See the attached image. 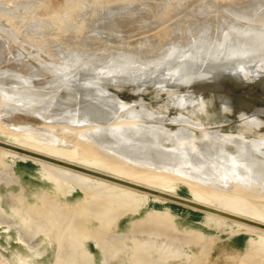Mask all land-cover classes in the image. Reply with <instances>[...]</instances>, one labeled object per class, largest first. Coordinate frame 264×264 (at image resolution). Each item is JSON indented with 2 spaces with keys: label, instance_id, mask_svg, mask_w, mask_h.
I'll return each mask as SVG.
<instances>
[{
  "label": "bare ground",
  "instance_id": "obj_1",
  "mask_svg": "<svg viewBox=\"0 0 264 264\" xmlns=\"http://www.w3.org/2000/svg\"><path fill=\"white\" fill-rule=\"evenodd\" d=\"M2 1L0 68H7L0 70V132L39 142L63 155L75 154L88 164L111 167L124 179L0 141V186L18 184L20 179L13 167L24 183L34 184L38 174L56 194L69 181L64 173L39 171L30 160L8 164L4 152L49 162L61 170L75 172L73 168H79L99 183L152 196L148 206L152 202L154 208L163 209L148 213L136 230L131 248L134 264L196 261L197 254L189 253L187 247L203 241L202 235L176 232L169 220L182 217L193 223L202 214L204 219L197 224L205 229V216H214L261 232L258 239L246 240L240 232L231 235L233 245L243 252L241 264L264 261L263 224L189 198L200 196L218 202L241 197L248 214L264 217V109L256 108L251 115L243 113L239 118V132L245 134L225 135L224 127L211 131L198 121L205 104L190 92L196 88L200 95L208 84L226 114L230 106L223 82L231 81L238 87L258 85L264 92V6L257 3L249 7L245 1L237 11L231 7L242 0H201L225 4L224 15L206 17L210 8L200 3L193 11L201 17L186 23L187 0H167L154 25L145 27L139 0H127L119 6V0H106L104 4L112 13L99 15L102 23L96 26L97 36H93L95 31L83 19L88 15L83 0H66L57 10L48 3L42 6V14L30 5L31 0ZM228 15L233 19L224 23ZM210 26L212 32L206 35ZM20 39L18 46L27 55H4V46ZM91 50L99 57L96 61ZM108 88L114 94L108 93ZM124 89H129L131 99H138L131 107L119 102L127 97ZM148 89L156 96H165L166 114L175 111L178 115L165 119L148 112L144 103ZM84 124L91 129L76 134L75 128ZM249 134L256 138L249 139ZM139 182L164 184L177 189L178 194L144 187ZM46 191H28L34 199L31 203L25 201L22 192L9 191L2 197L19 219L20 228L29 227L30 219L37 225L41 218L58 214L55 198H48ZM88 193L73 212L94 218L103 230H111L118 215L140 208L120 189L96 184ZM64 246L60 244L59 258L70 261ZM120 249L114 247V251ZM77 253L82 258L79 248Z\"/></svg>",
  "mask_w": 264,
  "mask_h": 264
},
{
  "label": "rangeland",
  "instance_id": "obj_2",
  "mask_svg": "<svg viewBox=\"0 0 264 264\" xmlns=\"http://www.w3.org/2000/svg\"><path fill=\"white\" fill-rule=\"evenodd\" d=\"M23 0H19V2H22ZM30 1V0H29ZM30 5H32L35 8H39L37 10L38 14H42V6L46 5L48 6V3H50L55 10L63 7L66 0H39L41 1V5L35 0ZM83 5L86 8V13L88 15L84 16V20L87 22V27L91 28L95 32L92 33L93 36H97V33L99 30L96 29V26L100 25L99 23H102L100 14L104 13L105 11H108L107 13H112L111 10H107L109 8L108 6H105L106 0H83ZM245 1H248V6L252 7L254 4H261L264 6V0H242L241 2L237 3L235 6L231 7L233 9H236L237 11H241L243 8V5ZM5 0L2 1L4 3ZM125 2H128L127 0H119V5H124ZM139 3H141L140 7L142 8V11L144 16L142 22V25L145 27H151L154 25V23L157 21L156 18L158 17V12L163 8L165 4H167V0H139ZM200 3H204L210 8V11L207 13L206 17H212L217 14H223L224 11L222 10L225 4H221L219 2L211 3L210 1L202 2L201 0H187V7L185 10L186 14V23H189L190 20L200 18L201 15H195L193 11V7H196ZM98 7H93V6ZM108 5V4H107ZM247 5V4H246ZM45 6V7H46ZM13 8H16L15 6ZM111 8V7H110ZM168 9L167 11H169ZM41 12V13H40ZM92 13V14H91ZM233 18L230 17V15L225 16L224 20H222L224 23H227L228 20H232ZM189 20V21H187ZM202 28V27H201ZM211 26L207 28V30L204 32L206 35L211 33ZM142 30V28H141ZM104 31H101L103 33ZM136 32V30H135ZM105 33L110 34L108 31ZM111 35V34H110ZM112 36V35H111ZM137 36V35H136ZM138 37V36H137ZM170 39H166L165 42H169ZM22 41L21 39L17 41L16 44L10 43L9 48L7 46H4V55H16L18 53H21L23 56L27 55V52L24 49H21L20 46H18ZM7 47V48H6ZM9 49V50H7ZM6 51V52H5ZM119 52H123L125 54L129 53L126 50H120ZM91 57L93 61H96L99 57L97 55L93 56L95 52L93 50L90 51ZM98 57V58H97ZM8 58V57H7ZM21 61H23L24 58H20ZM34 67L37 69H40L36 64H33ZM7 68L2 67L0 70ZM223 91H227V97L229 98V106H230V113L226 114L222 112V109L215 99L211 87L206 84V89L201 92L199 95L197 93V89L194 88L190 92L193 93L194 97L199 96L201 100H203L205 104V111L202 116L199 117V120L202 124H204L206 127L211 129V131H214V128H221L223 129V134L230 135V136H236L240 134H245L239 132V128L241 125L240 117H242L244 114L247 113L248 115H251V112L254 109H264V92L260 89L258 85L256 86H246V87H238L236 83L231 81H225L223 82ZM112 88H108L107 92L110 94H114L112 92ZM123 93L127 95V97L121 98L119 100L120 103L125 104L127 107H131L134 102H138V99H131L132 96H130L129 89L122 90ZM146 97L144 99L145 106L147 108V111L150 113H153L156 117H164L165 119H172L178 115L175 111H171L170 114L165 113L166 109V100L165 96H156L150 89H148L146 92ZM254 103H257L259 105H254ZM75 118H81L78 115L74 116ZM264 121V119H263ZM10 125V123L8 124ZM15 126H18V124L15 123ZM26 126V125H25ZM27 126L31 129H34V125L27 124ZM92 126V125H91ZM261 134L264 135V123L262 126ZM90 125L84 124L79 125L77 128H75L76 134H81L85 130H90ZM253 135L249 134V139H255ZM0 141L9 143L13 146L19 147L21 149H25L43 156H48L53 159H58L62 161L69 162L75 166L80 167H86L89 170H95L97 172H100L102 174L110 175L113 177H117L120 179H124V177L120 174H118L114 169L107 166H101V165H95V164H88L86 161L79 159L77 155L71 154V155H63L60 153H57L56 151L52 150L50 147L40 144L39 142L29 140L25 137H18V136H7L0 132ZM2 153V152H1ZM4 157V160L8 164H14L18 161L24 160V161H32V163L37 164L39 171L43 170L47 173H55V174H66L69 181L67 180L64 184V187L62 188V191L60 193L56 194L54 193V189L52 188V185L48 182L42 181V185L45 187V191L47 194V197L53 200L56 210L60 211L61 208L65 210V208L68 206L62 205L63 202H67L70 200L69 198L72 196L77 199L78 202L83 201L85 199V196L88 197V192L91 188H93L96 184L100 185L103 188H109V189H120L125 191L126 193L130 194L140 205V208L133 212L135 216H133L132 212L126 211L122 215H118L117 218H115L112 227L115 225V232H118L116 225L119 224L121 221L124 222L126 219L129 218H141L145 214L152 212H163V209H158L157 207L154 208L153 203L149 204L148 206V200L151 199V201L154 199L152 196H146L142 192H135L131 190H125L123 188L116 187L112 184H103L99 183L100 181L95 180L92 177L79 175L75 172L67 171V170H61L58 169V167H55L51 165L50 163H45L37 160H33L30 158H25L21 154H6L5 152L2 154ZM140 185L148 188H152L155 190L163 191L171 195H177L178 190L170 189L164 184H156L152 182H139ZM72 190V192H70ZM15 191V190H14ZM18 192V191H17ZM182 196L188 197V195L183 194ZM192 201L204 204L206 206L222 210L227 213L235 214L238 217L246 220H252L258 223H261L264 225V217L259 216H253L246 212L245 210V202L243 198L238 197L233 200H226V199H220V201L215 202L212 200H206L200 196H194L189 197ZM68 199V200H67ZM264 203V199L261 201ZM61 204V205H60ZM182 218V217H181ZM201 219H204V215L202 214L199 221H202ZM170 223L174 227V231L176 232H191V234H199L202 235L203 241L201 240L200 243L195 244L192 242L188 247L187 251L190 253H194L198 258L193 263H182V264H241L242 260V250L241 248H236L233 245V235H231L232 232H240L246 240L248 238L258 239L259 235H261V232L258 230H254L253 228L243 226L244 224H241L240 222H234L232 220H226V219H220L214 216H205V222L207 225V228L201 227V225H198L197 222H187L184 218V221H179L177 218H171ZM96 227V223L95 226ZM119 230H121V227H118ZM204 246V247H203ZM260 264H264V261H262Z\"/></svg>",
  "mask_w": 264,
  "mask_h": 264
},
{
  "label": "crops",
  "instance_id": "obj_3",
  "mask_svg": "<svg viewBox=\"0 0 264 264\" xmlns=\"http://www.w3.org/2000/svg\"><path fill=\"white\" fill-rule=\"evenodd\" d=\"M34 165L38 169L37 164ZM13 170L20 179L18 184H12L9 188L0 186V264H134L131 248L135 232L146 214L141 218L121 221L116 225L118 232H115V225L111 230H103L94 218L73 212L74 206L79 202L71 196L70 200L62 203L68 208H61V212L54 217L47 215L46 218H41V223L38 222L40 227L35 225V219L28 218L31 225L22 229L19 219L12 214L2 197L15 190L22 192L26 197L25 201L31 203L34 199L30 198L31 193L28 196V191L35 192L45 187L38 174L35 175L34 184L28 185L19 177L15 167ZM177 219L184 221L181 217ZM60 244L65 245L67 254L71 255L70 261L60 260ZM116 246H121V249L114 251ZM78 248L82 252V258H78Z\"/></svg>",
  "mask_w": 264,
  "mask_h": 264
},
{
  "label": "water",
  "instance_id": "obj_4",
  "mask_svg": "<svg viewBox=\"0 0 264 264\" xmlns=\"http://www.w3.org/2000/svg\"><path fill=\"white\" fill-rule=\"evenodd\" d=\"M20 153H21V152H20ZM26 155H29V154H26ZM29 156H30V155H29ZM48 163H49V162H48ZM73 170H74L75 172H81V174H84V175H86V176L94 177V176L91 175V174H88V173H85V172L79 170V168H73Z\"/></svg>",
  "mask_w": 264,
  "mask_h": 264
}]
</instances>
